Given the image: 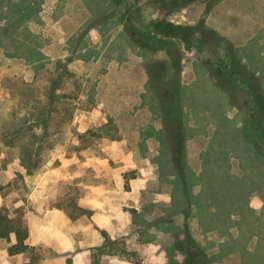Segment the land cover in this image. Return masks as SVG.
<instances>
[{"label":"rangeland","instance_id":"obj_1","mask_svg":"<svg viewBox=\"0 0 264 264\" xmlns=\"http://www.w3.org/2000/svg\"><path fill=\"white\" fill-rule=\"evenodd\" d=\"M255 3L261 6L257 7ZM27 4L31 9L18 17V28L8 35L0 33V206L6 205L10 209L21 206L25 218L28 214L27 225L34 226L37 221L59 222L66 217L73 221L78 217L72 219L70 215L78 214L84 208L85 185L95 192L105 178L108 190H117L114 193L122 195L130 193L135 200L130 197L129 203L123 204L121 217L126 225L121 223L120 229L111 232L100 230L103 242L105 238L111 242L96 248L94 255L111 257L114 252L113 257L122 255L131 264H140L142 249L130 250L128 254L122 251L126 241H138L149 250L159 251L164 256L162 264H170V254L181 262L184 255L176 251L175 243L189 232L204 250L206 264H264V155L260 154L262 159L257 160L249 157L250 166L243 167L241 175L228 178L222 173L217 178H206L208 181L203 179V190L215 203L225 198L220 215L204 214L207 207L194 214L190 208L191 187L186 177L188 115L201 116L197 118L200 121L212 119L221 128L236 130L242 126L245 133L244 125L250 115L248 97L239 87L238 83L243 80L236 66L233 65V76L227 79L217 68H225V62L219 59L218 48L209 51V46L204 43L202 51L185 52L184 56L189 57L187 60L196 56L206 60L211 58L204 64L224 91L213 87L211 82H202V76L205 77L202 67L196 69L197 74L201 69L197 82L187 81L182 92L179 90L180 100L183 99L184 154L180 168L176 161L178 156L172 150L171 129L164 124L160 100L152 82L143 86L140 82H119V69L110 64L112 53L122 58L121 53L126 48L139 47L125 27L129 15L125 3L115 6L112 0H0V27L18 16L14 10ZM141 4L146 22L159 17L182 25H194L204 19L206 26L219 36H222L220 31L210 24L229 28L230 38L226 39L232 48L225 49V58L234 55L241 62L240 51L247 54V60L242 62L255 79L242 72L246 76L244 80L254 87L257 100L260 97L264 100V54L255 52L259 46L258 38L248 40L249 35L261 26L251 17L255 16L254 10L264 21V0H220L208 12L206 1L202 0L172 10L163 9L152 0ZM216 6L215 13L208 18V13ZM90 13H94L93 16ZM96 21L101 23L90 28ZM261 30L264 35V28ZM207 35L212 36L211 33ZM261 40L264 41L263 37ZM243 44L245 49L241 48ZM261 49L264 52V46ZM23 53L31 58L21 56ZM155 53L157 58L150 63L168 62L164 51ZM153 54L145 51L146 58ZM70 59L74 61L69 62ZM155 68L151 65L150 69L156 80ZM51 82H57L58 89L50 108L44 111L47 113L46 136L39 152L32 157L28 172L18 156L25 141L16 139L13 144H7L2 132L17 121L16 117L28 113L35 115L41 111L40 107L47 108L50 101L47 89ZM23 94L26 101H23ZM37 101L39 108H32ZM13 112L16 114L12 115ZM205 127L200 124L199 130ZM36 128L42 134L43 129ZM156 129L160 130L158 135ZM162 133L165 142L159 138ZM231 137L218 129L210 148L214 153L219 150L218 161L222 166L228 164L231 157L237 170L240 163L238 161L236 165L235 157L240 156L243 146L249 143L243 140L238 145ZM202 140L205 139L195 137L198 147L204 144ZM230 146L240 152L233 150L234 155H229ZM125 149L126 155L123 154ZM253 193L263 199L262 207L258 205V209L248 205V198ZM86 211L80 216L90 218L91 210ZM124 214H128L127 222ZM5 240L10 244L14 236ZM34 247L35 255L40 256V264L45 248Z\"/></svg>","mask_w":264,"mask_h":264},{"label":"crops","instance_id":"obj_2","mask_svg":"<svg viewBox=\"0 0 264 264\" xmlns=\"http://www.w3.org/2000/svg\"><path fill=\"white\" fill-rule=\"evenodd\" d=\"M255 5L257 7L261 6L257 3H255ZM216 9L217 6L208 13V18H210L211 15L215 13ZM93 14L90 13V16H93ZM254 14L255 16L252 15L251 17H254L256 21L261 23V26L259 27L260 30L257 31L259 35L257 32L249 35L248 40L253 37L256 39L258 38L259 46L255 49V52L264 54L263 50L261 49L262 46H264V41L262 42L261 40V37H263L264 40V35H262L261 30L262 27L264 28V21L260 18L261 16L259 12L254 10ZM206 22L207 24L209 23L208 20H206ZM209 26L220 31V35L223 37L227 39L230 38V33L228 30L229 28H225L224 26L219 28L218 24H210ZM243 45H241V48L245 49L246 46ZM125 50L121 53V55L124 56L122 58L115 57L114 53H112V56L110 57V64L112 67L116 66V68L119 69V82H140L142 86L146 82H152L150 72L148 71V64L150 61H155L157 58L155 51H150L141 47L133 49L128 47ZM145 51H147V53L153 52L154 54L152 57L146 58ZM250 53L251 51H249V54ZM240 54H242V61L245 62L247 60V54L243 51H240ZM188 58L189 57L187 56H183L180 73V91L186 85L187 81L197 82V78H199V75L201 76V69L203 70L202 75H205L204 78L202 76V82H211L213 87H218L224 91V89H222V87L217 83L212 73L199 56L190 58V60H187ZM120 60L121 63H119ZM73 61V59H70L69 62ZM164 63H166V60ZM198 67L202 68L197 74L196 69H198ZM204 70L206 72H204ZM181 100L183 99L181 98ZM228 103L229 98L227 96L225 104L227 105ZM229 108L230 107L227 105V112L229 111ZM186 109L187 107H184V110ZM191 112L194 113L193 111ZM188 116H190V118L187 125L190 130L187 129L189 134L187 135L188 145L186 146V164L188 167L186 177L191 187V193L189 197L191 203L190 208L194 214H197L199 209L202 210L203 208L207 207V211H205L204 214L220 215L221 207L224 208L225 198L220 199L215 203L214 199L210 197V194L206 190H203L205 185L203 184L205 182L203 179L217 178L222 173L223 176H227L228 178L229 176L233 177L234 175H241L242 168L244 167L246 169L250 166L248 162L249 157L257 160L262 159V156L257 151L256 145L252 143L248 137H246V134L242 130V126L236 127V130L231 128L228 129L227 127L221 128V125L216 126L213 122L214 120L211 121L212 119L210 121H200L197 118H200L201 116L195 117L194 114H189ZM229 116L230 121L231 115L229 114ZM227 118L229 117L227 116ZM199 123L203 124V126H206L204 130H199ZM218 129L224 130L225 133L230 137L233 134L231 138L234 139L238 145H241V143L244 142L243 140H246V142L249 143L248 146H243L240 156L235 157L237 161L236 165L238 166V161L240 163V166H238L237 170L233 167L231 157L229 158V162L227 161L228 164L225 163L226 165L222 166L218 161L220 160L218 158L219 150L218 152L214 153L210 148L213 142V135L216 134ZM156 131V135H158L160 130L156 129ZM164 137L165 134L162 133V137L160 136L159 138L165 142L166 139H164ZM195 137H203L205 139L202 140V142L204 141V144L202 143L201 146L198 147L197 143L195 142ZM216 143L217 140H215V144ZM229 149L232 150L229 151V155H234L233 150H238L240 152V149L234 146H230ZM126 152L127 150L124 151L123 154L126 155ZM206 180L208 181V179ZM105 181L106 179L104 178L102 184L99 185L98 190L95 192H92V190L85 185L86 193L84 196V201L86 202L82 205L84 209L91 210L92 216L90 218L88 216H78V218L76 217V220L72 221L70 218L66 217L65 219L61 218L59 222L37 221L34 226L30 223L28 224V238L26 239V242L31 246H42L45 248L40 264H131L125 256L118 255L113 257L115 254L114 252H112L111 257H109L107 254L97 256L94 255L95 249L104 243L100 230L111 232L116 228L120 229L119 225L122 223L121 213L123 214V204L125 202L129 203L128 198L130 197L135 200L134 195L132 196L130 193L122 195L118 192L114 193V191L117 190H108L105 186ZM248 199V205L250 208L252 206L253 208L258 209V205L262 207L261 205L263 204V199L257 193H253ZM218 207L219 210L216 211V208ZM49 211L52 212L51 210ZM124 215V221L127 222L128 214ZM60 217L63 216L60 215ZM26 218H28L27 213ZM126 224L122 223V225ZM125 243V248L127 251H139L142 249V259L140 264H162V258H164V256L160 254L159 251L149 250L147 245L143 246L138 241H126ZM8 244L9 243L6 242L5 238H0V264H23V257L21 254L17 253L9 255L7 253Z\"/></svg>","mask_w":264,"mask_h":264},{"label":"trees","instance_id":"obj_3","mask_svg":"<svg viewBox=\"0 0 264 264\" xmlns=\"http://www.w3.org/2000/svg\"><path fill=\"white\" fill-rule=\"evenodd\" d=\"M146 0H112L115 6H119L125 3L128 17L125 21L126 30L132 39V41L139 47L150 50V51H164L168 56V62H156L148 64V71L151 75L152 86L157 92L160 100V106L162 110L164 124L167 128L171 129L170 141L172 145L173 153L178 156L176 161H179L180 168H182L184 162L183 154V140H182V104L180 100V72L182 67V60L185 52L187 51H202V45L206 43L209 51H214L215 48L219 49L220 54L224 53L225 49L231 50L232 46L230 42L210 30L204 22V19L200 20L199 23L194 25H182L174 23L170 20L157 18H151L147 22L144 20L142 14V2ZM154 3H158V6L172 10L181 5L188 4L196 0H152ZM206 1V12H208L217 2L220 0H202ZM30 4H27L21 9L14 10V13L18 16L12 18L9 23L4 27H0V33L8 35L11 30H16L19 26L18 17L23 15L27 10L31 9ZM23 19V17H22ZM21 21V20H20ZM101 21L91 23V27H96ZM208 33L212 36L208 37ZM22 45L21 42H18ZM19 44V45H20ZM24 45V43H23ZM35 54V53H34ZM233 54V53H232ZM15 55V54H13ZM21 55V54H20ZM25 58L30 55H21ZM35 57V56H34ZM202 61H207L205 58L199 56ZM36 58V57H35ZM232 65H235L237 72L241 74V80L239 87L245 90L248 97V109L249 118L246 120L244 127L245 133L252 142L255 143L257 151L264 155V100L262 97L258 99L256 97L255 89L253 86L246 83L244 80V74H248L252 78L255 77L247 72V68L243 63L237 60L236 57L228 59ZM151 65L156 66L157 71L156 80L153 78ZM235 69V67H234ZM169 71H171L169 73ZM235 72V71H234ZM220 85V83L218 82ZM221 86V85H220ZM58 89L57 82H51L48 86L47 94L50 101L48 102L47 108L33 115L23 117H16L17 120L11 127H8L6 131L2 132L7 139V144H13L16 139L25 141L19 153V159L22 164L26 167L27 171L31 170V160L35 154H37L42 146L43 138L46 136L47 131V113L45 112L50 108L53 103V97L55 96L56 90ZM23 101H26L25 94L22 95ZM232 102V101H231ZM234 103V102H232ZM39 101L34 102L32 108H39ZM45 111V112H44ZM16 114L13 112L12 115ZM36 127L43 129L42 134L37 132ZM258 131V133H256ZM178 134V136L176 135ZM181 134V135H180ZM175 137L178 141H174ZM87 211L83 208L80 209L78 214L70 215L71 218H76ZM11 235L14 236V241L7 247V253L21 254L23 257V264H38L40 256L35 255V247L29 245L26 242L28 238V225L26 223L25 212L21 206L10 209L6 205L0 206V238L10 239ZM111 240L105 238V242L102 244L106 245ZM176 251L181 252L184 258L181 262L175 260L174 256L170 254V264H206L207 257L204 250L192 239L189 232L186 233L184 239L176 240L175 243ZM122 251L128 254L125 248Z\"/></svg>","mask_w":264,"mask_h":264},{"label":"flooded vegetation","instance_id":"obj_4","mask_svg":"<svg viewBox=\"0 0 264 264\" xmlns=\"http://www.w3.org/2000/svg\"><path fill=\"white\" fill-rule=\"evenodd\" d=\"M220 58H221V60H223L225 62L224 63L225 68L217 66V68L219 70V73L223 74V75H226V77H228L227 79H230V77L233 76L235 69L233 68L232 63L229 62L228 58H225V54L224 53L220 54Z\"/></svg>","mask_w":264,"mask_h":264}]
</instances>
